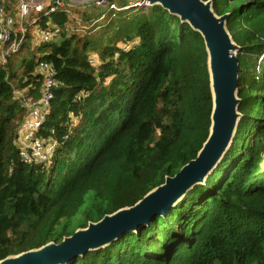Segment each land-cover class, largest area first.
I'll return each mask as SVG.
<instances>
[{"label":"trees","instance_id":"16d2710c","mask_svg":"<svg viewBox=\"0 0 264 264\" xmlns=\"http://www.w3.org/2000/svg\"><path fill=\"white\" fill-rule=\"evenodd\" d=\"M211 3L239 47L241 117L228 150L165 216L69 264H264V0ZM63 4L38 15L53 32L40 56L0 65V260L132 206L193 160L210 131L198 32L160 5L93 2L71 18ZM43 63L57 86L41 134L57 145L48 164H27L15 91L36 98Z\"/></svg>","mask_w":264,"mask_h":264},{"label":"water","instance_id":"95a60500","mask_svg":"<svg viewBox=\"0 0 264 264\" xmlns=\"http://www.w3.org/2000/svg\"><path fill=\"white\" fill-rule=\"evenodd\" d=\"M100 2L102 0H94ZM212 0H143L147 5H160L198 32L207 52L212 112L209 135L193 160L173 177L129 207L89 222L59 243H48L15 256L0 264H69L89 251L104 248L126 232H136L149 225L156 216H165L195 186L212 173L228 150L241 117L238 112L239 47L226 28L228 14L217 16Z\"/></svg>","mask_w":264,"mask_h":264},{"label":"built area","instance_id":"2783aa9c","mask_svg":"<svg viewBox=\"0 0 264 264\" xmlns=\"http://www.w3.org/2000/svg\"><path fill=\"white\" fill-rule=\"evenodd\" d=\"M49 1V0H48ZM64 7L62 0L40 2L39 0H0V65L5 66L8 59L20 49L27 28L38 24V15L47 11L53 13L55 7ZM7 7H11L12 13ZM46 9V10H45ZM35 13L36 17L31 18ZM18 27L19 32L15 31ZM52 30H53V26ZM18 33L20 37L17 38ZM40 41L52 38L50 29L44 30ZM37 43V44H39ZM42 77L41 86L37 89V97L27 95L26 88L17 92V99L24 108L25 115L20 123L16 135V148L19 157L27 164H48L57 145L51 137L41 134L42 124L49 113L50 103L54 96L57 82L54 78L55 71L49 64H40L37 68ZM65 137L63 138V140Z\"/></svg>","mask_w":264,"mask_h":264},{"label":"rangeland","instance_id":"374dc122","mask_svg":"<svg viewBox=\"0 0 264 264\" xmlns=\"http://www.w3.org/2000/svg\"><path fill=\"white\" fill-rule=\"evenodd\" d=\"M6 2L8 0H5ZM40 2H49L51 0H39ZM63 2H65L67 4L66 8L67 10H69L68 14H70L71 18H73L74 16L76 17V13L79 12H85L88 11L91 7H92V3L95 2L94 0H62ZM107 0H102L100 2H98V4H105ZM128 3L130 5L133 6H139V7H145V6H149V5H145L143 2V0H127ZM94 6V5H93ZM98 6V5H96ZM101 6V5H99ZM32 17H36L35 13L31 14V18ZM78 23V22H77ZM49 24V23H48ZM73 25V24H72ZM15 31L19 32L18 27H15ZM87 31V30H85ZM44 30H42V28H40V26L38 24L34 25V26H30L27 28V39H25L24 44L22 46V50H20L19 53L11 56L8 60V62L10 63L11 61H13V63H15V65H19L21 63V61L23 59H30L33 56H40V52L37 50V43H39V40L41 38V36H43ZM94 32V31H93ZM91 32V33H93ZM83 34V33H81ZM20 37V34L18 33L17 38ZM91 55V59L94 60V64L98 63V59H97V55L96 54H90ZM15 56V57H14ZM96 60V61H95ZM8 63V64H9ZM9 66L6 65L5 69H8ZM17 92L20 91H15V96H17Z\"/></svg>","mask_w":264,"mask_h":264},{"label":"crops","instance_id":"0c3cea01","mask_svg":"<svg viewBox=\"0 0 264 264\" xmlns=\"http://www.w3.org/2000/svg\"><path fill=\"white\" fill-rule=\"evenodd\" d=\"M9 1V0H8ZM7 9H8V12L9 13H12V9H11V7H7Z\"/></svg>","mask_w":264,"mask_h":264},{"label":"bare ground","instance_id":"6f19581e","mask_svg":"<svg viewBox=\"0 0 264 264\" xmlns=\"http://www.w3.org/2000/svg\"><path fill=\"white\" fill-rule=\"evenodd\" d=\"M144 4L147 5V2H145Z\"/></svg>","mask_w":264,"mask_h":264}]
</instances>
